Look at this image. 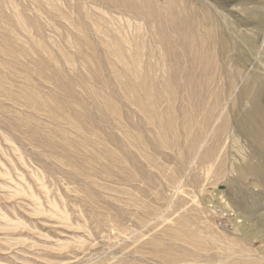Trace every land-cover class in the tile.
<instances>
[{
    "label": "rangeland",
    "instance_id": "374dc122",
    "mask_svg": "<svg viewBox=\"0 0 264 264\" xmlns=\"http://www.w3.org/2000/svg\"><path fill=\"white\" fill-rule=\"evenodd\" d=\"M258 78L264 0H0V264H264Z\"/></svg>",
    "mask_w": 264,
    "mask_h": 264
},
{
    "label": "bare ground",
    "instance_id": "6f19581e",
    "mask_svg": "<svg viewBox=\"0 0 264 264\" xmlns=\"http://www.w3.org/2000/svg\"><path fill=\"white\" fill-rule=\"evenodd\" d=\"M158 10V9H157ZM158 12V11H157ZM179 12V11H178ZM177 12V13H178ZM174 13V12H173ZM160 14V13H159ZM179 14V13H178ZM195 14H197V12H195ZM156 15V14H155ZM171 15V14H170ZM180 15V14H179ZM256 14H253V17L256 18ZM171 17V16H170ZM178 17H176L177 19ZM179 19V18H178ZM181 19V18H180ZM178 22V21H177ZM176 23V21H175ZM179 23V22H178ZM187 23V22H186ZM188 24V23H187ZM190 25V24H189ZM204 25L206 26V33L204 32V34L206 35V40H207V45L202 44L203 47L206 46V48L208 47V49H214L215 47L219 46V48H221L223 51L228 50L230 47L232 46V42H230L228 40L227 35H225V33L223 31H215L212 30L211 28H209L211 25L209 23V19L208 16L205 15L204 16ZM182 26V25H181ZM177 27V26H176ZM180 27V26H179ZM177 27V28H179ZM196 27V26H195ZM184 28V27H183ZM188 28H190L188 26ZM194 28V27H193ZM174 29V28H173ZM198 30V29H197ZM218 30V29H217ZM174 31V30H173ZM177 31V30H176ZM183 31V30H182ZM196 31V29H195ZM181 32V31H180ZM179 30L177 33H180ZM199 32V31H198ZM189 33V32H188ZM182 34V33H181ZM180 34V35H181ZM194 34V33H193ZM184 35V33H183ZM195 36V35H192ZM201 34L198 37V41L200 39ZM184 37V36H183ZM196 38V36H195ZM202 38V36H201ZM196 41V39H195ZM201 41V40H200ZM192 42V41H191ZM196 43V42H195ZM200 43H197L196 46H199ZM191 44V43H190ZM234 44V43H233ZM235 45H238L235 43ZM195 46V47H196ZM199 46V47H202ZM245 97H247L249 100L252 101L253 107L251 109L250 112V117H252L257 124H264V82L261 81V78L256 79L253 82V85H249L248 89L244 92Z\"/></svg>",
    "mask_w": 264,
    "mask_h": 264
}]
</instances>
